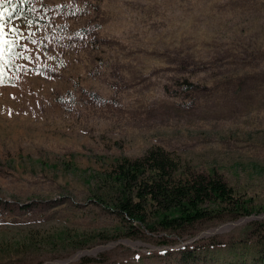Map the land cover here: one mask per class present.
Masks as SVG:
<instances>
[{
    "label": "rangeland",
    "instance_id": "rangeland-1",
    "mask_svg": "<svg viewBox=\"0 0 264 264\" xmlns=\"http://www.w3.org/2000/svg\"><path fill=\"white\" fill-rule=\"evenodd\" d=\"M0 11L12 12L6 31L33 25L18 41L27 59L0 56V264H178L163 250L210 238L217 250L264 221L200 239L228 222L123 236L135 228L118 230L94 198L109 163L158 149L264 214V0H13Z\"/></svg>",
    "mask_w": 264,
    "mask_h": 264
},
{
    "label": "trees",
    "instance_id": "trees-1",
    "mask_svg": "<svg viewBox=\"0 0 264 264\" xmlns=\"http://www.w3.org/2000/svg\"><path fill=\"white\" fill-rule=\"evenodd\" d=\"M103 188L94 198L122 223L128 236L141 229L149 233L181 235L195 225L231 222L258 216L253 199L238 194L213 172L207 175L182 171L180 163L158 149L141 157H120L98 175ZM108 207V208H106ZM249 237L236 238L215 249L212 238L186 244L161 254L175 255L178 264H199L223 255L222 264H264V221L246 226ZM209 242L210 245L203 246ZM202 246V247H201Z\"/></svg>",
    "mask_w": 264,
    "mask_h": 264
},
{
    "label": "snow or ice",
    "instance_id": "snow-or-ice-1",
    "mask_svg": "<svg viewBox=\"0 0 264 264\" xmlns=\"http://www.w3.org/2000/svg\"><path fill=\"white\" fill-rule=\"evenodd\" d=\"M21 2H25V0H21ZM5 3H13V0H0V8L3 7ZM6 11V9H5ZM12 12H8L7 17L4 15V11H0V56L4 53V51L9 49H15V51H10L9 55L12 58L20 59L24 57V51L26 49L22 44H19L18 41L22 37V29L23 28H31L33 25L24 24L22 26H17L14 23L11 28H8L6 31V26L11 22ZM29 43H36L35 40H29Z\"/></svg>",
    "mask_w": 264,
    "mask_h": 264
},
{
    "label": "water",
    "instance_id": "water-1",
    "mask_svg": "<svg viewBox=\"0 0 264 264\" xmlns=\"http://www.w3.org/2000/svg\"><path fill=\"white\" fill-rule=\"evenodd\" d=\"M264 218V214L262 215H259V216H250V217H244V218H241L239 219L238 221H236L235 223L234 222H228L224 225H221L219 227H217L216 229L212 230V231H208V232H204V233H201L199 235H197L194 239H200L202 238L203 236H208V235H212V234H215L217 232H220L222 230H226V229H229V228H232L234 226H237L239 224H242L244 223L245 221H248V220H252V219H263ZM115 245L114 243H110L107 245V247L109 246H113ZM90 251H82V252H79L75 257L74 259H78L81 255L83 254H89Z\"/></svg>",
    "mask_w": 264,
    "mask_h": 264
}]
</instances>
